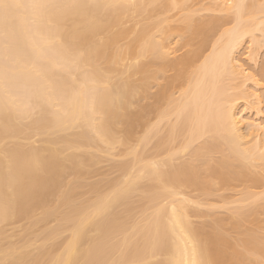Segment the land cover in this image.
<instances>
[{"label": "bare ground", "instance_id": "bare-ground-1", "mask_svg": "<svg viewBox=\"0 0 264 264\" xmlns=\"http://www.w3.org/2000/svg\"><path fill=\"white\" fill-rule=\"evenodd\" d=\"M262 47L264 0H0V264H262Z\"/></svg>", "mask_w": 264, "mask_h": 264}, {"label": "rangeland", "instance_id": "rangeland-1", "mask_svg": "<svg viewBox=\"0 0 264 264\" xmlns=\"http://www.w3.org/2000/svg\"><path fill=\"white\" fill-rule=\"evenodd\" d=\"M136 22L140 19V18H133ZM136 19H138V20H136ZM132 20V19H131ZM133 25H134V21H127V23L125 24V26L127 27V29L129 28V27H133ZM135 25H136V23H135ZM124 26V27H125ZM138 26V25H137ZM125 27V28H126ZM125 40H128L127 38H125L124 40H121V42L122 43H124L123 41H125ZM129 41V40H128ZM127 41V42H128ZM126 43V42H125ZM260 60H261V63H260V65L264 68V47H262V49L260 50ZM260 66V67H261ZM137 77V76H136ZM109 164H110V162H108V161H105V162H103V163H101L100 165H99V168L101 169V170H106L107 168H108V166H109ZM192 190V189H191ZM190 190V191H191ZM197 191L198 190H196L195 192L193 191V194H196L197 193ZM227 192H229V191H227ZM198 194L200 195V192L198 191ZM198 194H196V195H198ZM198 195V196H199ZM200 197H203V196H200ZM199 197V198H200ZM262 220H264V215L262 214ZM205 218H203V219H199V218H195V220L197 221V222H201V221H203ZM21 223V222H20ZM16 224L15 225V228H18L17 230H19V231H17V232H20L21 231V228L23 227L22 226V224H23V222L21 223V224ZM255 223V222H254ZM252 224V226H253V222L251 223ZM251 224H250V228H251ZM262 224H264V222L262 223ZM261 224V225H262ZM248 225V224H247ZM22 226V227H21ZM258 226V225H257ZM264 226V225H263ZM20 227V228H19ZM8 228H10V230H12V227L11 226H8ZM253 228V227H252ZM254 228H257V227H255L254 226ZM16 230V229H15ZM260 232H263V230H261ZM234 233V232H233ZM233 233H231L232 234V236L234 237L235 235L237 236V233L235 234V235H233ZM235 241V240H234ZM233 241V242H234ZM262 264H264V260L261 262Z\"/></svg>", "mask_w": 264, "mask_h": 264}, {"label": "snow or ice", "instance_id": "snow-or-ice-1", "mask_svg": "<svg viewBox=\"0 0 264 264\" xmlns=\"http://www.w3.org/2000/svg\"><path fill=\"white\" fill-rule=\"evenodd\" d=\"M237 7H239V6H237Z\"/></svg>", "mask_w": 264, "mask_h": 264}]
</instances>
